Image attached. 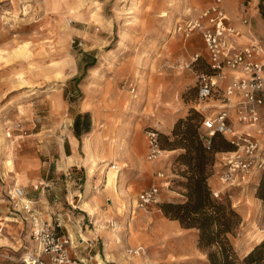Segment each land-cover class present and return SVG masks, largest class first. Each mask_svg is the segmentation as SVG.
<instances>
[{"label":"rangeland","instance_id":"obj_1","mask_svg":"<svg viewBox=\"0 0 264 264\" xmlns=\"http://www.w3.org/2000/svg\"><path fill=\"white\" fill-rule=\"evenodd\" d=\"M213 2L0 0V131L4 136L11 133L2 150L0 147V227L3 221L8 223L0 229L7 241L6 245L0 244L1 250L19 257L34 246L30 215L21 211L20 215L11 214L8 203L2 200L7 198V189L17 184L16 172H21L17 185L23 188L25 200L32 202L50 226L58 222L64 226L73 212H81L84 193L90 188L87 199L91 207L105 213L99 226L91 218L92 222L82 220V236L74 231L72 235L60 232L62 226L57 231L70 236L80 247L83 235L88 239L102 237L101 264L106 261L105 242L118 231L121 242H113L110 248L116 260L106 264H134L135 258H141L143 264H210L206 251L198 246L199 231L166 216L162 204L187 200L184 193L188 168L181 157L186 148L174 135L177 122L192 117V128L202 139L203 118L218 110L212 106L218 104L215 98H199L198 76L211 73L203 36L198 30L186 36L178 29L179 24L193 19ZM223 6L238 27L242 17L251 23L258 10L264 16V0H223ZM163 10L169 12L168 16H161ZM254 36L264 44V34ZM195 54L199 58L191 67L181 66ZM206 102L211 107L204 108ZM78 106L90 109V117L96 120L89 135L99 164L88 182L87 153L82 142L79 159L86 168L79 170L78 184L69 185L70 173L54 174L59 177L53 182L61 197L50 200L47 208L53 210L47 209L43 215L35 207L39 196L27 198L24 188L28 185L38 190L40 173L22 171L21 158L32 155L40 163L56 157L57 147L67 143L65 136ZM151 129L158 131L163 150L154 161L147 157V131ZM239 129L260 135L255 128ZM262 136L264 133L258 137ZM214 146L216 160L222 150L229 148L222 136L215 137ZM113 165L121 172L120 197L105 189L106 171ZM211 167L209 185L222 191L218 200H229L242 217L230 239L243 257L264 241V169L256 170L247 182L237 180L234 186L227 187ZM159 171L169 184H164V177H157ZM48 176L53 178L51 173ZM153 183L162 184L158 202L138 207L139 194ZM74 186L82 190L83 196L79 192L76 195ZM123 206L120 214L119 207ZM130 207L133 215L129 214ZM7 216L14 221H7ZM116 222L123 225L122 229ZM161 222L167 224L165 228L158 225ZM141 231L149 234V242L132 239V233ZM260 237L263 240L258 242ZM80 263L97 264V259L94 256L86 262L85 258Z\"/></svg>","mask_w":264,"mask_h":264},{"label":"built area","instance_id":"obj_2","mask_svg":"<svg viewBox=\"0 0 264 264\" xmlns=\"http://www.w3.org/2000/svg\"><path fill=\"white\" fill-rule=\"evenodd\" d=\"M243 30L232 21L223 6V0H214L213 4L201 9L196 17L178 29L189 36L198 30L204 39L208 52L211 73L198 76L199 98L207 100L212 97L221 99L222 106L216 115L205 116L203 133L208 147L212 138L219 134L233 146V150L223 151L220 163L222 170L219 177L225 186H234L235 182H247L256 170L264 169V147L259 138L251 132L240 131L230 122V111L235 109L238 121L247 127L255 128L258 134L264 133V44L255 38L251 23L242 17ZM249 38V41H245ZM199 58L195 54L182 67H191ZM236 73H239L236 74ZM232 75L231 83L224 89L221 80ZM238 97V98H236ZM236 98V100H235ZM11 136V133H8ZM259 136V135H258ZM149 141L148 159L156 160L163 150L158 131H147ZM216 163L214 164L215 167ZM159 176L165 178L163 172ZM162 184L155 183L139 194L138 207L147 208L158 202ZM7 199L12 206V214L21 212L30 215V232L34 246L19 257L0 249V264H75L85 259L74 257L71 248L74 245L70 236L60 234L57 229L62 223L50 226L39 212L35 211L30 200H25V192L16 183L7 189ZM222 191L212 189V196L220 199Z\"/></svg>","mask_w":264,"mask_h":264},{"label":"trees","instance_id":"obj_3","mask_svg":"<svg viewBox=\"0 0 264 264\" xmlns=\"http://www.w3.org/2000/svg\"><path fill=\"white\" fill-rule=\"evenodd\" d=\"M191 119L192 117L180 119L174 130V135L179 138L178 142L186 148V153L181 157L188 168L184 193L187 200L162 204L164 213L171 219L179 220L183 227L199 231L198 246L206 251L210 264H264V241L243 257L237 254L230 234L235 233L242 217L229 200H218L212 196L209 177L212 173L211 166L216 162L213 157L216 151L214 139L222 135H215L208 147L204 133L201 134V139L192 128ZM183 125L185 128L181 129ZM225 140L229 148L221 152L233 150V146L226 138Z\"/></svg>","mask_w":264,"mask_h":264},{"label":"crops","instance_id":"obj_4","mask_svg":"<svg viewBox=\"0 0 264 264\" xmlns=\"http://www.w3.org/2000/svg\"><path fill=\"white\" fill-rule=\"evenodd\" d=\"M251 20H252L251 26H252V30L254 31V33L264 34V16L259 13V10H258V13L255 12L253 14V17ZM239 23L241 25V28L242 27H244L245 29L247 28L246 26L242 25L241 20ZM231 80H232V75L228 74L226 76V78L221 80V82H220V86L222 87L221 89L226 88L231 83ZM213 98H215L214 100L216 102H218V104L215 103L212 106L218 107V110H215L210 114L216 115L220 111V106H222V103H221L220 98H217V97H213ZM236 98H238V97H236ZM236 98H235V100H236ZM208 100L209 99H207L206 101H208ZM206 103L207 104L204 108L211 107L210 102H206ZM72 106L74 107V105H72ZM263 112H264V109H263ZM90 114H91L90 109H82L81 106H78L75 109L74 114L72 115V118L70 121V128L68 129V133L65 136L67 143L64 141L62 144H60L57 147V149L55 151L56 157L50 159L49 161L41 160L40 163H38L36 157H34L32 155L24 154L21 158V160L24 162V165H21L22 171H23V169H26L27 170L26 172H28V173L32 172L34 175L38 171L40 173L39 178L42 179V181H40L41 186L39 185L38 190L33 188V187L28 188V185H24V188H25V191H27V193H26L27 198L34 199V197L39 196V200L36 201L38 203L35 204V207L40 212H42V214H43V212H47V209H48L47 204L49 203L50 200L52 201L55 197H58V198L61 197L59 188L56 187L55 183L53 182V179H57L59 177H54V174H59V173L69 174L70 173L71 181L69 182V185H71V187H72L73 183H76V185L78 184L77 180L80 179V177L78 176V172L82 167H85L84 163H82L79 159V154H81L80 149H82V142L84 145V141H82V137H83V135L90 134L93 131V129L95 128V124H96L95 118L93 120L92 117H90L91 116ZM229 120L235 126V128L238 130H240L239 129L240 127H245L238 121V118H237L236 113H235V109L234 110L232 109L230 111ZM247 132H250V131L247 130ZM251 133L258 137V135H256V133H253V132H251ZM258 138L261 142L262 147H264V136L258 137ZM220 153L222 154V156L217 157L216 165H215V169H216L215 175L218 176V179H219V172L222 170V164L220 163V161L222 160V158L224 156V152H220ZM70 158H73V160L70 161L69 160ZM69 170H70V172H69ZM161 172L162 171H159L157 173V177L160 179H164L163 177L159 176V174ZM19 173L22 177L23 174H21V172H19ZM50 173L53 174L52 179H50V177L48 176V174H50ZM73 173L75 175H73ZM16 180H18V179H16ZM16 182H17V184H20L19 181H16ZM41 182H44V183H41ZM88 182H90L89 178H88ZM43 184H46L47 187L42 186ZM153 184H155V183H153ZM210 184H211V179H210ZM80 186H82V185H80ZM67 188L70 189V186ZM147 188H149V187H147ZM87 189L84 193L85 196L87 195ZM74 190H75L76 195L78 192H79L80 196L82 195L81 189H78L77 187L74 186ZM6 199H2V200L6 201V203H8V205L10 207L9 212L12 214L11 203L8 201V199L7 200ZM58 206H60V205H57V207ZM80 208H81V212H78V214H76V212H73V214H71L72 217L70 216V220H65L63 222L64 226H62L61 228L58 229L60 232H63V233L69 232L71 235H72V233H71L72 231H74V233H79V234L82 233L81 231L84 229V225L83 224L81 225V223H82V220H85V219L92 222L91 218H93V219H95L94 221L96 224V218L93 217L89 211L82 209L81 206H80ZM50 210H53V209L49 208L48 211H50ZM56 210H59V209H56ZM22 214H25V212H22ZM18 215H20V214H18ZM104 216H105V213H104ZM104 216H103V218H104ZM103 218H102V220H103ZM96 227H97V225H96ZM97 231H98V229H97ZM80 235L82 236V234H80ZM101 238L102 237L96 236V237H93L92 239H88L87 236L83 235V238L81 237L79 239V242L83 248L80 247V245H78V243L74 242V245L71 248V252H72L73 256L77 257L79 259H85L86 258V262H89L92 259H94V256L96 257V259H97L98 255H101L103 257L102 248H101V245H102ZM83 239H85L86 241H83ZM105 245H106V242H105ZM110 248L111 247L105 248L104 257H105L106 261H104L103 264H106L107 262H112V261L116 260L112 254V249H110ZM108 254L110 255V257H108ZM128 262L129 261H127L126 263H128ZM75 264H83V263L77 262ZM97 264H101V263H99L98 259H97Z\"/></svg>","mask_w":264,"mask_h":264},{"label":"bare ground","instance_id":"obj_5","mask_svg":"<svg viewBox=\"0 0 264 264\" xmlns=\"http://www.w3.org/2000/svg\"><path fill=\"white\" fill-rule=\"evenodd\" d=\"M168 14H169V12H167L166 10H163L161 12V16H168ZM3 134L4 133L2 131H0V147H1V150H2V146H4L5 143L7 142L8 133H5V136ZM83 146H84V149L86 150V153H87L86 162L88 163L89 179L91 181V179L94 177L95 167L98 166V164H99L98 163V159L99 158L97 156L96 151L92 148V141H91V138H90L89 134L86 135V137L84 138V145ZM69 160L72 161L73 158H70ZM107 164L108 163H106V165ZM120 173H121L120 169L117 167V165H113V166H110V168L106 171V177H105L106 178L105 189H109V190H112L113 192H116L119 197H120V192H119ZM15 178L18 179L16 181H21V175H20L19 172H16ZM89 190H90V188L88 187L87 194L89 193ZM80 206L83 209L89 211L91 213V215L96 218V225L99 226L98 224L101 223L104 214H103L102 211L97 210V208H92L91 207V205L89 203V200L87 199V195H86V198L83 200V202L81 203ZM119 210H120L119 213L122 214L123 211H124V206L123 207H119ZM129 214L133 215V211H132L131 207L129 209ZM130 219H132L131 216H130ZM6 220L7 221H14V219L11 218L10 216H7ZM176 222H178V221L176 220ZM158 225L161 226V227L164 226L163 228H165L167 224L165 225L164 222H161ZM1 226L3 228L7 227L8 223L3 221L1 223ZM116 226L119 229H122L123 225L121 223H117L116 222ZM2 227H0V228H2ZM112 232H114V231H112ZM118 232H114L115 234L111 235V241H108V243H106V246L112 247L113 242H121L122 238L119 236ZM132 234H133L132 235V239H138V240L140 239L141 241H146V242L150 241L149 234L146 231H141V232L132 233ZM262 240H263V237L262 238L260 237L258 242H261ZM0 244H2V245H6L7 244V241L5 240V237L3 236V234H1V232H0ZM143 247H144V249H146L145 245H143ZM108 257H110L109 254H108ZM97 259H98L99 263L102 262L101 261L102 260L101 255H98ZM134 264H143L142 259L141 258H135Z\"/></svg>","mask_w":264,"mask_h":264}]
</instances>
